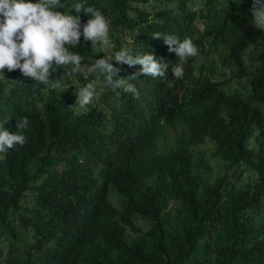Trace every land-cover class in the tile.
I'll list each match as a JSON object with an SVG mask.
<instances>
[{
    "label": "trees",
    "instance_id": "1",
    "mask_svg": "<svg viewBox=\"0 0 264 264\" xmlns=\"http://www.w3.org/2000/svg\"><path fill=\"white\" fill-rule=\"evenodd\" d=\"M136 1L61 0L69 8L80 2L102 11L115 50L152 52L169 65L164 78L141 74L131 81L139 98L106 91L117 105L95 107L109 126L96 118L93 125L125 162L113 184L138 194L139 205L128 200L123 215L106 176L91 175L79 163L92 146L66 110L73 76L41 92L14 74L0 85V101L12 87L0 115L26 117L29 144L0 174V204L10 216L4 233L19 252L29 236L20 229L40 216L35 221L54 223L51 241L60 248L120 237L142 243L154 264H188L189 255L209 264H264V31L252 23V0H142L148 7ZM69 8L56 10L76 15ZM79 15L86 23L88 16ZM154 33L191 37L198 47L181 79L171 73L178 57ZM111 43L93 48L81 37L69 51L94 61L111 52ZM113 64L124 78L140 68ZM62 71L53 72L54 79ZM207 144L215 149L217 173L205 162ZM234 168L246 171L248 186L222 183ZM140 218L147 224L137 225Z\"/></svg>",
    "mask_w": 264,
    "mask_h": 264
},
{
    "label": "clouds",
    "instance_id": "2",
    "mask_svg": "<svg viewBox=\"0 0 264 264\" xmlns=\"http://www.w3.org/2000/svg\"><path fill=\"white\" fill-rule=\"evenodd\" d=\"M144 5L148 7L144 2L138 6ZM65 6L69 8L61 0H0V85H8L16 74L36 83L44 92L51 85L61 86L65 78L73 76L76 83L64 97L66 110L71 114L74 126L88 133V141L92 146L79 163L91 175L106 176L111 184L113 202L125 215L127 201L137 206L140 198L132 190L113 184L119 176V168L123 170L125 162L112 154L104 133L93 125L96 118L101 126H109L98 118L95 107L99 104L98 108L101 109L106 102L116 104L112 97L103 94L106 91H111L117 97L123 92L139 98V91L131 81L141 74L154 78L153 81H156L155 78H164L169 65L152 52L133 55L132 50L126 47L115 50L110 41L111 21L94 6L74 3L69 9L74 10L76 15L56 10ZM190 6L198 10L191 2ZM251 11L252 23L264 31V0H252ZM81 12L88 16L87 22L83 24L79 15ZM81 37L85 42H91L93 48H107L111 43V52L94 61L84 60L78 53L69 51V46L80 45ZM152 38L163 39L168 50L176 54L179 63L171 67V73L173 78L181 79L184 62L199 54L192 38L162 37L159 33H154ZM113 61L129 67L139 65L140 68L137 73L124 78L119 75L121 69L114 66ZM60 69H63L62 73L54 79L52 73ZM11 93L12 87L9 86L1 98L0 110L3 97ZM28 123L26 117L19 120L0 115V174L26 151L29 144ZM215 159V164L205 161L211 166L210 173L219 171ZM221 175H225V171ZM248 182L246 171L239 168L229 171L222 180L223 184L233 183L241 187L248 186ZM31 198H26L23 205ZM39 217L30 218L26 228L20 229L21 234L29 233V236L25 246L18 252L4 233L10 216L0 204V264H66L73 260L81 264H154L144 255L145 246L142 243L124 241L120 237L115 241L102 239L90 244H84L80 239L60 248L51 241L54 223L35 221ZM144 224L147 223L143 218L137 222V225ZM187 257L188 264H209L202 255Z\"/></svg>",
    "mask_w": 264,
    "mask_h": 264
},
{
    "label": "rangeland",
    "instance_id": "3",
    "mask_svg": "<svg viewBox=\"0 0 264 264\" xmlns=\"http://www.w3.org/2000/svg\"><path fill=\"white\" fill-rule=\"evenodd\" d=\"M200 2H201V0H197V3H200ZM137 4H138V5H142L143 2H142V1H138ZM262 109L264 110V107H262ZM213 150H214L213 147L210 146V145H208V144H207V145L205 146V148L203 149V151L206 153V157L210 160V163H211V164H215V162H216L215 157H213V156L211 155V153H212ZM214 169H215V171L217 170L215 166H214Z\"/></svg>",
    "mask_w": 264,
    "mask_h": 264
}]
</instances>
